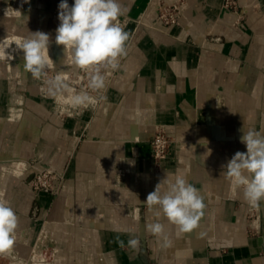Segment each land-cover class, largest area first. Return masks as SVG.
<instances>
[{"label":"crops","instance_id":"1","mask_svg":"<svg viewBox=\"0 0 264 264\" xmlns=\"http://www.w3.org/2000/svg\"><path fill=\"white\" fill-rule=\"evenodd\" d=\"M153 2L119 0L126 10L120 17L131 18L126 56L106 99L83 114L52 115L48 100L38 101L47 88L30 72L23 79L0 71V161L37 157L39 166L66 175L56 199L29 193V169L0 195L18 216L16 237L35 246L48 223L47 236H55L68 257L64 264H264V201L249 219L254 207L224 175L233 155L247 151L242 129L264 130V71L258 67L264 64V0H239L250 11L240 20L222 0H187L181 26L155 24L136 35L135 20L154 22ZM60 3L0 0V38L15 30L6 12L17 8L34 13L30 30L50 35L52 27L55 35ZM15 93L23 100L13 101ZM11 108L22 111L16 122L8 120ZM162 127L175 143L156 165L150 140ZM177 176L200 191L205 205L187 233L143 203L158 183L167 190ZM35 206L41 208L37 220ZM39 220H46L40 230ZM156 222L164 225L162 235L150 229Z\"/></svg>","mask_w":264,"mask_h":264},{"label":"clouds","instance_id":"2","mask_svg":"<svg viewBox=\"0 0 264 264\" xmlns=\"http://www.w3.org/2000/svg\"><path fill=\"white\" fill-rule=\"evenodd\" d=\"M59 9L56 43L63 45L65 51L70 50L72 62L86 72L88 88L100 92L106 87L102 69H117L119 58L126 54L129 34L119 23V17L126 10L119 0H74L71 7L67 0H61ZM48 46L49 35L39 31L31 33L18 45L23 51L24 70L35 79H40L52 62ZM47 84L49 96L57 98L67 93L73 106L87 107L106 99L104 95L93 97L84 90L76 92L60 75L49 79ZM241 143L247 151L233 155L225 166L224 175L237 188H242L247 204L259 207L264 201V130L242 129ZM143 203L154 210L156 217L163 215L181 233L198 226L205 207L200 191L180 176L168 184L167 190H162L158 183ZM17 228L15 210L7 200L0 199V256H7L13 250ZM150 229L157 235L164 233V225L159 222L150 225ZM128 243L135 248L139 241L130 239Z\"/></svg>","mask_w":264,"mask_h":264},{"label":"rangeland","instance_id":"3","mask_svg":"<svg viewBox=\"0 0 264 264\" xmlns=\"http://www.w3.org/2000/svg\"><path fill=\"white\" fill-rule=\"evenodd\" d=\"M158 2L159 3L160 2L167 3L164 0H154V2L152 4V8H151V13L153 15L155 14V16L157 14ZM186 3H187V1H186ZM186 3L184 4V7H185ZM167 4H169V3H167ZM184 7H183V10H184ZM15 11L18 12L17 14H19V19L22 20V21H29L30 20V16H33L35 18L34 13L33 14H29V16H27L26 13L21 8H17V9H15ZM248 12L250 13V11H248ZM248 12L245 11V16L248 15ZM56 14L59 15V12H56ZM182 18H183V14H182ZM182 18H181L180 24L179 25H176V26H181V24H182ZM139 20H143V22H145V23L148 22L146 20V17L145 16L142 19H139ZM166 27H169V26H166ZM147 29H149V27H147V28L146 27L140 28V30L137 31L136 35L139 34V31L147 30ZM51 33H53V28L52 27H51ZM55 38H56V34L53 35V36H52V34L50 35V39L52 41L55 40ZM0 65L3 66V63L0 62ZM56 65H57L56 64V61L52 60V62L48 66V68L45 70L44 75H42V77L40 79L33 78L34 79V83L37 84L38 86H44L45 88H48L47 81L49 79H52L56 75H60L63 78H66V82L70 85V87H73V82L72 81L74 80V75L77 73V68L78 67L72 61L71 62L67 61L65 64H63L61 66V68H59ZM258 67L261 70L264 71V64L262 66H258ZM61 70H64L66 73H63ZM1 71H6V70L3 69ZM117 77L114 79L113 83L117 80ZM3 84H6V82H3ZM79 91H81V90H79ZM79 91H77V92H79ZM90 93H92V92H90ZM90 95H92L93 97H97L98 96V93H93V94H90ZM103 95L106 96V93L103 94ZM14 97H16V98L18 97L19 98L21 96L19 94L15 93L14 94ZM43 99L48 100L50 113L52 115L57 116L60 119L72 117L75 114L76 115L83 114V113L89 111L90 109L95 108L94 106H98V105H100L102 103V101H99L98 103L91 104V105H88L87 107H85V106H73L72 103L70 102V103L67 104V110L57 109L56 108L57 107L56 106L57 105V98H53V97L49 96L47 94V89H45V92H42L40 94L38 101H41ZM6 103H7V101L4 104H1V105H6ZM33 112H34V110H33ZM21 114H22V112H21ZM36 114L39 115L37 112H36ZM20 117H21V115H20ZM20 117L18 118V120L20 119ZM16 121H14V122H16ZM25 126H26V124H25V119H24V121L22 123V129H24ZM31 127H33V129L35 128V126H31ZM50 132H51L50 134H55L56 133V129L55 128L54 129H50ZM10 133H12V131ZM2 134L3 133L0 130V146H1V137H2ZM35 143L36 142H34V144ZM174 143H175V140L173 139L172 145ZM15 159H17V158L15 157ZM13 162H15V161H13ZM39 162H40L39 159L37 157H34V158H32V159L29 160L28 166L25 168V171L28 170V169L29 170H32L33 176L31 178V180L35 177V175H37L39 173V171H41L42 169L46 168V169H52V170H55V171L59 172L63 176V178L59 181L62 184L63 179H65V177H66V175H65L64 172H62L60 170H57V169H54L51 166H47V165L39 166L38 165ZM23 173L21 175H19V176H16V175H13V174L9 175L6 178V182H8L7 183V189H5V191L3 190L2 193H0V195H3V192H4V194H6L9 191V189H10V187H9L10 183L12 181H14L15 179H19L23 175ZM5 174H6L5 172L0 171V181L3 179V177L5 176ZM31 180H30V182H31ZM29 190L32 191L33 194L37 195V193L32 189L31 185L29 186ZM60 190H61V187H60ZM60 190H59V193H57L55 195H50L52 197V199H56L59 196ZM257 214H258L257 207H254V210L252 212H249L248 217H249V219H253V218H256L257 217ZM32 217H34L36 220L38 218H41V208L40 207L35 206L32 209ZM46 220L45 221L44 220L37 221L38 227L40 226L38 228L39 230L41 229L42 224L46 222ZM39 230H38V234L40 233ZM49 231H52V230H51V228L48 227V223H46L43 226V229L41 230V233L39 234V237L37 238L36 244L35 243L33 244L35 246H30L29 245V242H28V238L22 235L21 236V242L25 245V248L27 249V251H29V254L30 255L27 257L23 253H18L16 250H14L15 248H13V250L11 251V253L9 255H7V256H0V264H64V262H66V260H67L68 257L64 253H62L59 249H57L56 240L54 238L55 236H53V235L50 236V237L47 236ZM37 255H40L43 258V262L42 263L36 262ZM60 257H63L62 260L64 262L62 260L61 261L59 260Z\"/></svg>","mask_w":264,"mask_h":264},{"label":"built area","instance_id":"4","mask_svg":"<svg viewBox=\"0 0 264 264\" xmlns=\"http://www.w3.org/2000/svg\"><path fill=\"white\" fill-rule=\"evenodd\" d=\"M186 1L187 0H175L169 4L158 2L157 14L154 22L146 24L143 20H135V32L137 33V31L142 27L151 28L155 24H162L164 26L179 25ZM222 8L237 14L239 16V20L245 16V9L241 6L239 0H222ZM130 22L131 18L129 16L119 17V23L124 30ZM125 56L126 54L119 58V67L117 69H102V74L105 75V89L100 92H93L89 89L87 74L79 68H77V73L74 75V80L72 81L74 89L77 91H88L89 94L98 93V96L105 94L113 84L114 79L118 76ZM172 143L173 138L168 135L163 127L159 128L150 140V146L152 148V154L156 165L169 158ZM62 178L63 176L59 172L44 168L39 171L37 175H35V177L31 180L30 185L37 194L55 195L59 193L61 187V182L59 181Z\"/></svg>","mask_w":264,"mask_h":264},{"label":"bare ground","instance_id":"5","mask_svg":"<svg viewBox=\"0 0 264 264\" xmlns=\"http://www.w3.org/2000/svg\"><path fill=\"white\" fill-rule=\"evenodd\" d=\"M6 13H7L8 19L13 18L15 25L11 29H15V30H12L11 33H8V34H6L0 38V59L2 60L0 62L3 63V66L0 65V71L4 69V70L8 71L9 74L12 76L21 75V77L23 79H26V73L27 72L24 70V67H23V65L25 63V61L23 59V51L18 48V45L23 41L24 38L30 37L31 33H34L37 31L40 32V30H38V29L30 30V27H28L29 21L20 20L19 14H17L18 12L15 11L14 9L13 10L7 9ZM58 16L59 15H55L54 17L56 20L59 21ZM7 29H8V27H7ZM48 33H50V35H51V28L49 29ZM50 35H49L48 54H49L51 60L56 61V64H57L56 66L61 68V66L63 64H65L67 61H69V62L72 61L71 52H70V50L65 51L63 45H58L56 43V39L52 41L50 39ZM61 71L63 73H66L64 70H61ZM71 88H73V87H71ZM76 92H77V90H76ZM22 99H23L22 97L16 98V97H14V95H12L13 101L19 102ZM68 103H70L69 94L65 93L64 95L57 97V105H56L57 107L56 108L62 109V110H67V104ZM10 112L11 113L8 116V120L16 121L20 117L22 111L20 109L17 110V109L11 108ZM137 114H138V116L141 115V113H137ZM145 118H146V116H145ZM130 129L133 132L138 131L137 126H135V125L131 126ZM15 157L11 156V158H8L6 160V162L0 161V171H3L6 173L5 176L3 177V179L0 181V193H2V191L6 185V178L9 175L13 174V175L19 176L25 171V168L28 166V161L25 158L16 157L17 159H15ZM13 161H15V162H13ZM123 163H124V168L126 169L127 166H129V164L126 165V163L124 161H123ZM130 166H132V165L130 164ZM119 170L121 173V169H119ZM30 192H31V194L33 193L32 191L29 190V193ZM15 244L18 245V247L15 248L14 250H16L18 253H23L27 257L30 255L29 251H27V249L25 248V245L21 242V237L20 238L16 237V243ZM62 259H63V257H60L59 260L61 261ZM36 262L42 263L43 258L40 255H37Z\"/></svg>","mask_w":264,"mask_h":264}]
</instances>
